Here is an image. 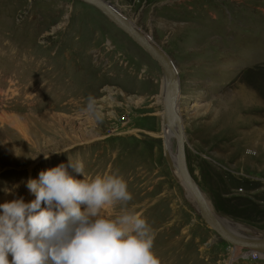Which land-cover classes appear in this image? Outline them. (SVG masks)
<instances>
[{
	"label": "rangeland",
	"instance_id": "1",
	"mask_svg": "<svg viewBox=\"0 0 264 264\" xmlns=\"http://www.w3.org/2000/svg\"><path fill=\"white\" fill-rule=\"evenodd\" d=\"M105 1L174 63L187 167L213 212L264 235V0ZM163 88L159 65L96 8L0 0V203L33 200L25 182L60 163L83 179L68 166L80 161L85 179L126 181L132 199L102 214L145 219L161 264H264L219 240L168 165Z\"/></svg>",
	"mask_w": 264,
	"mask_h": 264
},
{
	"label": "clouds",
	"instance_id": "2",
	"mask_svg": "<svg viewBox=\"0 0 264 264\" xmlns=\"http://www.w3.org/2000/svg\"><path fill=\"white\" fill-rule=\"evenodd\" d=\"M87 111L95 114L91 100ZM68 166L83 179L60 163L25 182L34 194L30 202L0 203V264H161L145 219L126 210L102 214L132 199L126 181L118 174L85 179L82 162L69 159Z\"/></svg>",
	"mask_w": 264,
	"mask_h": 264
},
{
	"label": "water",
	"instance_id": "3",
	"mask_svg": "<svg viewBox=\"0 0 264 264\" xmlns=\"http://www.w3.org/2000/svg\"><path fill=\"white\" fill-rule=\"evenodd\" d=\"M99 10L111 23L129 36L134 43L140 46L161 68L164 76L163 88V113L162 122L166 124L175 137L177 154L175 165L168 149L165 146V156L170 168L174 167L186 189L190 192L194 204L197 207L199 216L204 223L215 232L220 241L232 245L236 249H245L248 252L264 254V235H253L246 233L238 235L228 230L213 212L204 193L190 175L185 156L184 125L177 109V97L179 94V79L174 63L160 47L142 33L131 21L117 11L105 0H78ZM165 139V137L163 138Z\"/></svg>",
	"mask_w": 264,
	"mask_h": 264
},
{
	"label": "bare ground",
	"instance_id": "4",
	"mask_svg": "<svg viewBox=\"0 0 264 264\" xmlns=\"http://www.w3.org/2000/svg\"><path fill=\"white\" fill-rule=\"evenodd\" d=\"M118 11V10H117ZM119 12V11H118ZM120 13V12H119ZM129 37V36H128ZM180 90V88H179ZM162 98H163V95H162ZM162 101V99H161ZM176 102H178V97H177V100ZM162 103V102H161ZM162 136L165 137V143H166V148L168 149V152H169V155L173 161V166L175 165V160L176 158L172 155L173 151L171 150L172 149V138L174 137V135L172 134L171 130H169V128L167 127L166 124L163 125V133H162ZM175 138V137H174ZM177 146V145H176ZM174 154V153H173ZM176 154H177V147H176ZM175 158V159H174ZM174 172L176 174V177L178 179V181L180 182V184L183 186V188L185 189L186 193H187V197L189 199H191L193 201V198L191 197V194L190 192L186 189V187L184 186L183 182L181 181L179 175H178V172L176 171V168L174 167ZM194 202V201H193ZM196 206V205H195ZM222 224L228 229L230 230L231 232L235 233V234H238V235H242V231L241 228H239L238 226L234 225V224H231V223H227V224H224L222 222ZM239 256V254L237 255V257Z\"/></svg>",
	"mask_w": 264,
	"mask_h": 264
},
{
	"label": "built area",
	"instance_id": "5",
	"mask_svg": "<svg viewBox=\"0 0 264 264\" xmlns=\"http://www.w3.org/2000/svg\"><path fill=\"white\" fill-rule=\"evenodd\" d=\"M254 255H258L257 253H253Z\"/></svg>",
	"mask_w": 264,
	"mask_h": 264
}]
</instances>
